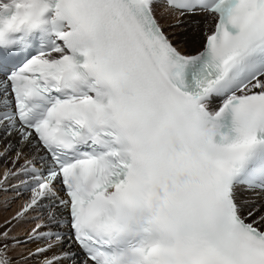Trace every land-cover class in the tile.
<instances>
[{"label":"snow or ice","instance_id":"snow-or-ice-1","mask_svg":"<svg viewBox=\"0 0 264 264\" xmlns=\"http://www.w3.org/2000/svg\"><path fill=\"white\" fill-rule=\"evenodd\" d=\"M0 161V264H264V0H0Z\"/></svg>","mask_w":264,"mask_h":264},{"label":"bare ground","instance_id":"bare-ground-1","mask_svg":"<svg viewBox=\"0 0 264 264\" xmlns=\"http://www.w3.org/2000/svg\"><path fill=\"white\" fill-rule=\"evenodd\" d=\"M165 29H166V31H168V33H169V35H172L173 33H172V30L171 29H169L168 27H167V24H165ZM201 30H202V32H205V31H211L212 30V21L209 19V20H207V21H205V23L204 24H202V26H201ZM196 48H199V45H197L196 46ZM188 49H182V51H187ZM195 50V49H194ZM8 165H6L3 161H0V179H2L3 178V173H4V171L6 170V167H7ZM1 195V194H0ZM6 198H8L7 196L6 197H4V198H2L1 200H7ZM12 199V198H11ZM20 200H19V205H22L23 204V202H24V200H23V197H21V198H19ZM2 208H3V204H0V225H2L3 223H4V221L5 220H9V219H11L15 214H16V212L17 211H19V209H17V206H16V204H14V207H13V209H12V211L11 212H7V213H4V214H2ZM14 211H16L15 213H14ZM31 227V225H29V224H24V225H19L16 229H15V231H16V233L17 234H20V235H22L23 233H24V231L26 230V229H28V228H30Z\"/></svg>","mask_w":264,"mask_h":264},{"label":"rangeland","instance_id":"rangeland-1","mask_svg":"<svg viewBox=\"0 0 264 264\" xmlns=\"http://www.w3.org/2000/svg\"><path fill=\"white\" fill-rule=\"evenodd\" d=\"M0 194H1L0 195V204H3V208L1 211L2 214L7 213V212H11L13 207H14V204H16L17 209H20L21 205H19V203H18L20 199H17L15 197V194H13V195L11 193H0ZM6 196L8 197V198H6L7 200H4V199L1 200L2 198L6 197ZM15 212L16 211H14V213Z\"/></svg>","mask_w":264,"mask_h":264}]
</instances>
